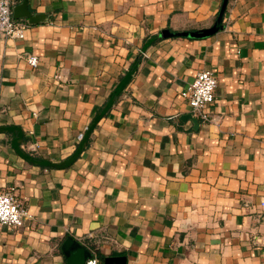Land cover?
Listing matches in <instances>:
<instances>
[{
	"label": "crops",
	"instance_id": "1",
	"mask_svg": "<svg viewBox=\"0 0 264 264\" xmlns=\"http://www.w3.org/2000/svg\"><path fill=\"white\" fill-rule=\"evenodd\" d=\"M220 3L28 0L44 20L0 38V191L31 216L0 227V264H66L68 235L98 264H264V0L160 36ZM200 70L217 85L195 127L181 91Z\"/></svg>",
	"mask_w": 264,
	"mask_h": 264
},
{
	"label": "built area",
	"instance_id": "2",
	"mask_svg": "<svg viewBox=\"0 0 264 264\" xmlns=\"http://www.w3.org/2000/svg\"><path fill=\"white\" fill-rule=\"evenodd\" d=\"M14 3L15 0H0V38L21 39L25 36L29 24L12 18ZM25 58L30 66H37L38 59L35 55L27 54ZM216 85L217 79L213 72L200 70L181 91L190 113L203 122L209 121L210 108L215 101ZM261 206H264V200ZM30 216L28 209L17 198L14 187L0 191V227L19 228ZM89 251L92 257L88 258L85 264H98L95 251Z\"/></svg>",
	"mask_w": 264,
	"mask_h": 264
},
{
	"label": "water",
	"instance_id": "3",
	"mask_svg": "<svg viewBox=\"0 0 264 264\" xmlns=\"http://www.w3.org/2000/svg\"><path fill=\"white\" fill-rule=\"evenodd\" d=\"M229 0H221L219 9L211 26L194 30L170 31L163 29L160 36L163 38L183 37L191 39H200L209 37L223 28V16ZM12 18H27L29 24H35L44 20L42 14H31L28 9V0H20L19 3L12 7ZM181 119H190L194 126L198 125V120L191 113L181 115ZM61 251L65 257L66 264H85L88 258L92 257L89 249L80 241L71 235L65 237L60 245ZM102 264H126L125 256H105L102 258Z\"/></svg>",
	"mask_w": 264,
	"mask_h": 264
},
{
	"label": "trees",
	"instance_id": "4",
	"mask_svg": "<svg viewBox=\"0 0 264 264\" xmlns=\"http://www.w3.org/2000/svg\"><path fill=\"white\" fill-rule=\"evenodd\" d=\"M99 257H102L101 255H98Z\"/></svg>",
	"mask_w": 264,
	"mask_h": 264
}]
</instances>
